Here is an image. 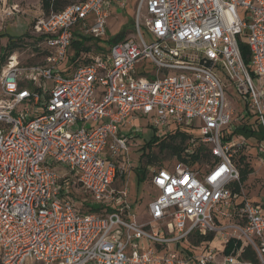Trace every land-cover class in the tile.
<instances>
[{"label":"built area","instance_id":"2783aa9c","mask_svg":"<svg viewBox=\"0 0 264 264\" xmlns=\"http://www.w3.org/2000/svg\"><path fill=\"white\" fill-rule=\"evenodd\" d=\"M111 2L37 17L41 60L12 53L0 69V264H264V201L245 197L233 157L246 139L230 134L246 111L264 134V0H138L131 36L59 71L75 31L105 36ZM147 60L152 71L137 72ZM220 75L247 104L236 117ZM140 115L157 137L189 130L187 144L211 158L202 172L181 160L152 168L144 218L115 186L129 142L120 127ZM76 184L100 213L70 198ZM229 239L241 245L224 254Z\"/></svg>","mask_w":264,"mask_h":264},{"label":"rangeland","instance_id":"374dc122","mask_svg":"<svg viewBox=\"0 0 264 264\" xmlns=\"http://www.w3.org/2000/svg\"><path fill=\"white\" fill-rule=\"evenodd\" d=\"M61 4L66 5L71 2L79 0H61ZM138 0H112L109 4V17L106 21V34L100 38V42L108 48L110 41L122 33L125 36H131L134 30V16L135 8ZM50 11H55L51 9ZM239 13L242 14V10L239 9ZM47 14L41 8V0H0V58L5 53V49L10 40L18 39L16 45L7 54V57L16 53L23 62H38L41 60L40 56L36 55L35 48V36L32 34L31 26L33 21L40 16ZM144 37L147 41H150L149 36L144 32ZM100 52V51H97ZM73 53V46L68 48V54L64 61L59 65V68H63L69 64L70 70H72V61L69 59V55ZM84 60L76 62L77 65L83 63ZM3 63V65H4ZM1 64V59H0ZM2 65V66H3ZM147 71H152V65L147 61H142L136 65L137 72H141L142 68ZM1 69V68H0ZM223 88L225 91V98L227 108L233 110V116L239 115L245 109V100L237 89L230 83V81L224 76L220 75ZM47 87L51 86V82H46ZM241 119L237 121L234 119V128L238 129L242 122ZM252 122V119L250 120ZM233 129V130H235ZM120 131L125 136L129 137L128 148L124 151V176L115 181V186L119 187L120 184L126 188L127 196L125 201L129 204V213L132 217L144 218L147 214V204L156 194V189L151 185V169L157 166H163L171 168L176 160H181L177 155L171 154L167 149L160 150L159 145L149 146L147 141L155 135H160L161 130H155L149 123L147 116L140 115L137 119H132L127 125L121 126ZM241 135L246 139V146H243L235 154L233 160L237 165L239 171L241 165H238L237 158L239 155L245 156V161L248 162L251 171L247 174L246 178L242 180L241 187L245 197L254 200L256 202L264 201V162L260 161L253 146L248 145V140L245 132L235 133L234 138H238ZM167 140V139H166ZM186 141V140H185ZM187 143H182V146ZM264 147V142L261 143ZM155 155V161L147 162L143 157L148 154ZM181 161L189 164L192 168L202 172L208 164L211 163V158L207 157L205 160H197L191 164V158L185 151L180 153ZM264 159V154L262 155ZM146 168L145 175L140 178L138 171L142 168ZM121 181V183H120ZM72 195L74 197H72ZM87 198L88 195L80 188L78 184L72 189L71 199ZM99 212L100 211H95ZM220 249L219 241L212 243ZM256 259V258H255ZM253 260V259H252Z\"/></svg>","mask_w":264,"mask_h":264},{"label":"trees","instance_id":"16d2710c","mask_svg":"<svg viewBox=\"0 0 264 264\" xmlns=\"http://www.w3.org/2000/svg\"><path fill=\"white\" fill-rule=\"evenodd\" d=\"M61 0H41V8L43 9L44 12L47 14L50 12L51 9H54L55 11H58L65 7L66 5L61 4ZM69 4V3H68ZM46 15V14H45ZM125 37V33L120 34L116 38L112 39L111 42H115L118 40H121ZM19 39V38H18ZM18 39H13L10 40L9 43L6 46L5 53L1 56V64L0 68L2 67L5 58L7 54L14 48L16 45V41ZM73 46V53L69 55V59L72 61V68L74 69L77 67V63L79 61H83L81 59L82 53H87L90 52L91 50L94 52L100 51V52H105L107 48L103 45V43L100 42V39H94L90 36H86L81 34L80 32L75 31L74 36L72 37L71 40V45L70 47ZM239 48L242 54V57L245 62H248L249 56H248V47L243 40L239 44ZM36 55L40 56V54L36 53ZM59 71L61 72H68L70 71V66L69 64L63 68H60ZM247 107V104L245 103V108ZM245 120L242 122V125L238 128L233 130L230 134H235V133H241L245 132L246 133V138L248 140V145L253 146L254 149L255 147L264 142V134H263V129L260 126V124L257 122L256 117L251 113L250 111H246L242 119ZM252 119V122L250 121ZM191 136V133L187 129H176L173 130L171 133L164 135L162 137H157V135H153L149 141H147V145L150 147L153 145H159L160 150L167 149V151L171 154L177 155L179 159L182 160L180 153L182 151H185L187 155L191 158V164L195 163L197 160H205L207 158V153H204L199 146H192L189 144H185L182 146V143L186 142L188 137ZM167 139V140H166ZM235 156V155H234ZM147 162L155 161L154 159L156 158L155 155L153 154H148L147 156L143 157ZM234 158V157H233ZM238 165H241L240 167V180H244L247 176V174L251 171V168H249L248 162L245 161V156L244 155H239L237 158ZM146 168H142L141 170L138 171V175L141 176L142 178L145 175V170ZM64 178L60 180V183L63 184ZM239 190V189H238ZM71 192V191H70ZM72 193V192H71ZM70 193V197H71ZM72 197H74L72 195ZM77 204L81 207V210L85 212H91V211H97L99 210V207L94 206V205H89V201L87 199L81 198L75 199L73 198ZM205 240L211 241L213 239V234L209 233L205 236H203ZM234 243H236V246L241 245L240 240H235V239H229L227 243L223 247V253L224 254H229L234 247ZM244 257L251 258L255 260V253L248 247L245 248V251L243 253Z\"/></svg>","mask_w":264,"mask_h":264},{"label":"bare ground","instance_id":"6f19581e","mask_svg":"<svg viewBox=\"0 0 264 264\" xmlns=\"http://www.w3.org/2000/svg\"><path fill=\"white\" fill-rule=\"evenodd\" d=\"M213 243H214V241H213Z\"/></svg>","mask_w":264,"mask_h":264}]
</instances>
